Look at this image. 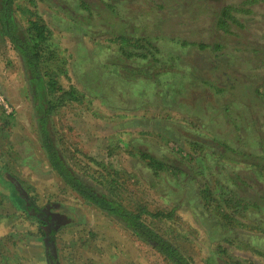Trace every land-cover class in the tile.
Segmentation results:
<instances>
[{
	"label": "trees",
	"instance_id": "1",
	"mask_svg": "<svg viewBox=\"0 0 264 264\" xmlns=\"http://www.w3.org/2000/svg\"><path fill=\"white\" fill-rule=\"evenodd\" d=\"M44 1L70 17L71 25L62 24L56 18V27L81 38H93L98 32L111 31L112 41L117 43L116 50H112L100 65L108 71L104 76L99 74V66L83 68L89 58L85 49L78 46L75 66L78 84L74 85L69 74L73 67L60 54L50 26L36 11L35 0H24L25 4L21 5L17 0H0V42L7 40L22 62L41 149L50 170L63 186L120 223L168 264H194L180 248V243L170 237L173 232L167 226L176 221L183 207L190 209L205 228L209 240L205 264H264L244 254L240 259L234 258L225 247V244L236 245L238 250H246L261 259L264 257V139L255 133L256 122L243 126L242 118L248 114L241 110V102L236 100L237 96L240 100L249 99L251 104L264 108V74H255L257 69L264 68V48L255 47L253 42L250 44V52L257 58L250 59L255 64L252 69L245 67L247 58L237 54L244 50L243 47L248 48L249 41L264 36L253 28L255 22L260 24L258 17L262 16L255 12V7L264 0H228L217 7L216 4L210 7L208 0H143L152 4L155 19L141 13H137L138 19L133 16L136 8L130 9L128 5H145L139 0H77L75 10L68 9L66 4L63 6L68 0ZM137 11L142 12L141 8ZM206 17L208 24L200 31L199 24L206 22ZM93 20L97 24H91ZM261 29H264L262 25ZM184 32L189 38L182 37ZM197 52L215 57L211 61L215 66H206V73L202 70L187 72L192 67L196 69L185 62ZM203 60L199 61L200 65L204 64ZM61 77L70 86L64 87ZM247 80L257 85L248 84ZM113 84L118 86L120 93L127 94L123 96L126 104L134 109L147 106L146 96L153 106L162 101L169 105V98L180 105L187 96L189 105L199 109L206 99V108L201 110L214 115L216 122L210 121L208 135L189 139L192 133L176 124L147 120L151 131H157L168 146L173 144L176 149L171 148L166 155L147 141L140 142L137 147L130 141L126 153L144 162L132 165L133 170L129 172L106 169L90 157L84 165L79 161L70 162L65 154L67 149L62 148L61 136H56L53 116L61 107L82 103L85 92L92 95L99 85L102 87L98 88L96 96L103 97L101 102L115 110ZM79 85L82 91L77 88ZM225 119L234 130H215L224 125ZM2 124L5 126L6 122ZM142 125L145 124L141 122ZM181 138L186 139L185 143L194 153L184 152L178 145ZM247 148H250L248 154ZM239 157L247 158L246 166L239 165ZM192 163L196 168L190 166ZM92 164L102 165L104 175L94 170ZM119 174L130 175L133 186L144 182V192L156 190L163 202L161 206L150 209L148 201L134 191L119 196L124 188L123 183H119L122 178ZM0 178L11 185L18 207L28 217L38 220L40 239L45 246L54 245L60 227L75 223L74 217L78 220L71 208L37 204L5 168L0 167ZM210 214L214 220H210ZM52 250L44 255L46 264H57V255Z\"/></svg>",
	"mask_w": 264,
	"mask_h": 264
},
{
	"label": "rangeland",
	"instance_id": "2",
	"mask_svg": "<svg viewBox=\"0 0 264 264\" xmlns=\"http://www.w3.org/2000/svg\"><path fill=\"white\" fill-rule=\"evenodd\" d=\"M227 1L208 0L207 2L210 7H213L212 4H216L215 7H217ZM17 2L20 5L25 4L24 0H17ZM35 2L36 11L48 23L53 32L54 42L59 47L60 54L66 57L70 66L73 67H70L69 74L72 76L74 85L78 84L76 77L78 72H76L75 67L78 61L76 52L78 46L85 49L89 58L87 62L83 63V68L90 65L100 67L106 56L112 50H116L117 43L112 41L113 33L111 31L98 32L93 38L70 35L69 30L60 29L56 27V24L54 25L56 18H59L61 23L63 22L62 24L71 25L69 16L44 0H35ZM139 2L143 4L145 1L139 0ZM77 3V0H68L67 3H63V6L66 4L68 9L75 10L78 7L76 6ZM151 5L148 2L142 6L133 3L129 4L128 7L130 9L136 8V13L133 16L137 19L140 18L137 13H141L143 16L151 15V18L155 19L154 11L151 12ZM137 8H141L142 12L137 11ZM193 8L197 7L193 6ZM255 12L262 16L258 17L260 24L255 22L253 28L259 30V34H264V29H261V25L264 27V3L258 4L255 7ZM205 20L207 21L199 24L200 31H203L208 24L209 19L206 17ZM91 24H97V21L93 20ZM118 25L120 28L121 24ZM249 27L251 28V26ZM97 29L93 28V30ZM205 33H208V30ZM187 34L184 32L181 35L189 38ZM263 39L264 36L249 41L248 48L243 47L244 50L237 53L239 57L247 58L248 62L245 66L247 69H252L255 65L250 62V59L257 60L256 56L250 52V44L253 42L254 46L264 48ZM78 40L81 41V45L78 44ZM210 52L212 51L210 50ZM213 58L215 59L214 55L212 54L211 57L207 52L195 53L185 63L192 64L196 69L192 67L187 72L193 73L195 70L199 73L200 70L205 71L206 66H215L214 63H211ZM201 60L204 61L203 65L199 64V61L202 62ZM216 61L218 60L216 59ZM100 68L99 74L101 76L108 73L104 67ZM180 72L183 73V69H180ZM255 72V74H264V68L260 67ZM60 79L64 87L70 86L62 77ZM247 83L257 85L248 80ZM101 87L99 85L95 87V90L97 91ZM113 87L116 90L114 92L116 97L113 95L114 102L117 103L115 110H112L109 105L103 104L101 102V100L104 101L103 97L96 96V91H92L94 92L92 95L85 92L86 95L83 97L82 103H73L61 107L53 116L52 119L57 131L55 134L57 138L61 136L62 148L67 149H65V154L70 162L76 164L79 161L84 165L88 161L87 158L90 157L101 163L106 169L116 168L121 172H129L133 170L132 165L144 162L137 158L138 156L131 157L126 153L127 143L130 141L136 147L140 142L147 141L148 144L154 145L166 155L171 148L176 149L173 144L168 146V143L156 134L157 131L156 133L151 131L152 127L147 124V120L149 122L176 124L192 133L189 134V139H192V136L196 138L198 135H208L206 131L209 130L210 121L216 122L214 115L201 110L206 108V99L199 109L194 105H189L191 103L187 96H183L185 100H181L180 105L177 100L173 101L169 98V105L162 101L160 103L155 102V106L152 105L150 97L146 96L147 106L134 109L129 108V105L126 104V99L123 96H127V94L120 93L115 84ZM77 88L83 90L80 85ZM27 93L28 88L22 62L14 48L7 40H4L0 42V167L11 172L23 186V190H26L37 204L46 206L51 203L55 206L58 204L64 209L71 208L76 212L75 215L78 220L74 217L75 223L63 228L60 227L61 229L59 228L55 234L54 245L45 246L40 239L38 220L28 217L18 207V203L13 198L11 185L0 178V264H46L44 255H46L47 250H52V248L53 253L57 255V264H168L153 248L133 236L120 223L86 204L63 186L55 173L50 170L44 157L36 132L34 112ZM109 94L107 92V96ZM236 100L241 102V110L248 114L245 119L242 118L243 126L256 122L254 125L256 127H254L255 133L264 139V108L262 105L257 104L256 107L248 101L249 99L240 100L238 96ZM2 121L6 122L5 126H3ZM225 121L226 119L223 121V126L216 127L215 130L233 131L232 125H228ZM138 122L139 126L137 125ZM141 122L145 124L142 127L140 126ZM143 128H146L144 132ZM230 135L232 138L233 134ZM185 140L181 138L178 145L184 149V152L194 153L193 149L185 143ZM249 150L250 148H247V154ZM132 152H134L133 149ZM239 159L240 166L247 165L244 163L247 158L239 157ZM102 165L92 164L93 169L97 170L100 175L104 173ZM190 166L196 168L194 163ZM118 177H122L119 179V183L124 185L119 196L128 194V191H134L143 200L148 201L150 209L159 207L163 203L156 190H152V192L143 191L146 187L144 182H139L137 187L133 186L134 182L130 175L119 174ZM186 209L184 207L179 209L176 221L167 225L173 232L170 237L180 243V248L191 258L194 264H205V251L209 241L205 228L197 222L198 220L192 211ZM210 216V220H214L213 214ZM235 246L225 244L230 256L240 259L241 255L244 254L256 262L264 263V257L263 259L256 255L255 257L246 250L236 249Z\"/></svg>",
	"mask_w": 264,
	"mask_h": 264
}]
</instances>
